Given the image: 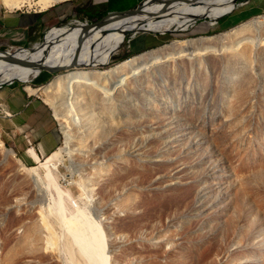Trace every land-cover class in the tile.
<instances>
[{"label": "rangeland", "instance_id": "rangeland-1", "mask_svg": "<svg viewBox=\"0 0 264 264\" xmlns=\"http://www.w3.org/2000/svg\"><path fill=\"white\" fill-rule=\"evenodd\" d=\"M68 1L52 7L68 8ZM138 1L115 0L111 6L135 9ZM243 1L186 32H129L107 65L42 72L0 87L28 92L69 73L106 72L96 85H76L73 112L80 121L70 143L57 119L59 100L70 102L67 89L52 98L41 91L34 96L52 109L62 131L53 153L64 161L55 171L59 185L73 198H64L66 216L72 219L81 209L103 226L111 264H264V0ZM68 11L56 26L65 27L51 40L64 41L83 26L74 20L92 23ZM199 39L211 49L197 57H147ZM246 47L251 54L244 58ZM135 68L136 77L130 74ZM1 123L0 117V264H72L67 255L88 264L70 246L58 208L50 209L49 200H59L56 189L39 191L23 166L40 165L26 154V141L18 140L21 153L14 149Z\"/></svg>", "mask_w": 264, "mask_h": 264}, {"label": "bare ground", "instance_id": "bare-ground-1", "mask_svg": "<svg viewBox=\"0 0 264 264\" xmlns=\"http://www.w3.org/2000/svg\"><path fill=\"white\" fill-rule=\"evenodd\" d=\"M62 1L65 0H0V5L9 11L22 10L24 8H37L39 11H44ZM239 1L240 0H150L144 6L143 12L136 16L122 19L111 16L109 22H107L111 23V25L106 29L89 28L86 30L83 26H80L76 28L74 33L69 34L68 39L64 41H60L59 37L54 40H49L42 45H35L33 50L21 49L10 51V53L17 59L31 61L36 64H41L44 67L67 65L70 64L75 57H78V63L81 67H86L80 68L79 70L94 66H103L107 65L118 53L124 44L122 36L129 32L133 31L137 35L147 34L148 32L162 35V33H158L159 30L174 33L186 32L196 26L197 22L202 19L207 20L214 14L226 13L229 9H234L236 6L238 7L245 4L239 3ZM225 16L226 14L223 15V17ZM255 23L254 24L257 26L258 22L256 21ZM190 24L193 25L187 29H180ZM71 41L73 42L71 43ZM140 41L141 40H139V42ZM134 42L135 40H131L128 43L133 45ZM205 46H207L206 39L182 43L178 42L169 47L168 50L171 52L167 53L165 50L163 56H159V54L163 52L162 50L160 52H150L147 57H151L152 61L157 62H167L169 59L175 58L174 53L181 57L185 55L197 57L199 54H202V52L207 53L211 49ZM248 48L249 47H246L242 50V56L244 58L251 54V50ZM8 56V53L0 52V85L5 83L12 84L15 81L24 83L30 81L32 78L39 77L38 75L41 72L37 68L11 63L7 59ZM142 57L143 56L138 59ZM138 71L139 70L135 68L130 74L136 77L137 73H140ZM29 76H31V78ZM105 76L106 72L78 71L60 77L55 84L47 86L42 90H34L31 87H28L27 90L33 95L41 91L46 95V98H52L64 88L67 89L70 102L63 103L57 99L59 100L57 119L61 121L67 141L70 143L72 141L71 134L74 132L73 126L77 124L76 119L80 121L73 112L76 109L73 99L76 93V85L82 83L86 85H96L97 82L95 80ZM130 77L131 76H126V79ZM59 153V151L52 153L48 157L42 159L35 150L30 149L28 156L40 165V169H28L26 166H23L24 170L33 177L40 192L46 194L48 190L52 188L56 189L59 200H55L54 205H52L53 201L48 199L49 206H51L50 209H53V206H55L60 211V223L63 230L65 229L67 234L70 235H68L69 241H71L70 246L78 247L82 257L88 264H111L108 255L106 233L103 226L98 222L93 223V221L89 219L88 213L81 209L79 210V214L73 216L72 219H68L66 216L67 207L65 206L64 198L66 196L71 198V200L73 198L70 193L67 194L61 189L55 173V171L59 169V166L64 163L59 157ZM40 170L45 174L48 184L44 181ZM51 198L53 197L51 196ZM83 217L88 218L87 228L83 226V221L81 223ZM52 230L53 229H51V233L53 232ZM28 236L29 233H27L26 237ZM67 256V259L72 264H76L73 262L74 259L69 255Z\"/></svg>", "mask_w": 264, "mask_h": 264}, {"label": "crops", "instance_id": "crops-1", "mask_svg": "<svg viewBox=\"0 0 264 264\" xmlns=\"http://www.w3.org/2000/svg\"><path fill=\"white\" fill-rule=\"evenodd\" d=\"M114 2L115 0H70L67 5L68 8L75 9L77 14L86 16L91 22L92 18L103 13L101 6L105 3L106 15L109 12L128 10L114 9L111 6ZM259 7L264 10V2L259 4ZM68 8L60 4L41 12H6L0 9V47L41 45L43 33L48 28L55 27L48 31L45 42L51 40L65 27L56 26L67 17ZM79 19L82 20V17ZM0 104L13 115L11 118H4L0 113L2 127L9 139L15 141L13 147L18 153L24 149L19 139L26 141L28 146L29 140L40 151L42 150L44 155L58 149L62 131L58 128L52 109L40 97L30 94L25 89L6 87L0 91Z\"/></svg>", "mask_w": 264, "mask_h": 264}, {"label": "water", "instance_id": "water-1", "mask_svg": "<svg viewBox=\"0 0 264 264\" xmlns=\"http://www.w3.org/2000/svg\"><path fill=\"white\" fill-rule=\"evenodd\" d=\"M149 1L150 0H142L135 9H128V10L118 11V12H109L105 17H103L102 19H100V20H98L96 22H92V23L75 22V24L83 25V27L86 30L89 29V28H91V29L99 28V27L105 25L107 22H109L111 16H114L117 19H122V18H130V17L136 16V15L142 13L144 6ZM240 3H245L246 4L247 1H243V2H240ZM168 33H170V32H168ZM47 34L44 36V41H43V43H41V45L44 44L45 39L47 37ZM33 48L19 47L16 50H21V49L33 50ZM10 51L11 50L6 51V50L0 49V52L9 54V56L7 57L9 62L18 63L20 65L37 68L41 73L42 72H47L49 74L56 75V74H59V73L71 72V71H74L75 69L86 68V67H81L80 66V64L78 63V57H75L73 59V61L70 64H67V65H61V66H56V67H44L41 64H36L34 62H31V61L17 59L13 54L10 53ZM5 84H7V83H5ZM5 84H3V85H5ZM3 85H0V87L3 86Z\"/></svg>", "mask_w": 264, "mask_h": 264}, {"label": "built area", "instance_id": "built-area-1", "mask_svg": "<svg viewBox=\"0 0 264 264\" xmlns=\"http://www.w3.org/2000/svg\"><path fill=\"white\" fill-rule=\"evenodd\" d=\"M86 23H88V22L86 21ZM0 113L3 115L4 118H11V117H13L12 113H10L2 104H0ZM28 142H29V148L26 151L27 154L30 151V149H33V150H35L38 153V155L42 159H44L45 156H47V155H44L40 151V149L38 147H36L33 143H31L29 140H28ZM73 204L75 205V202Z\"/></svg>", "mask_w": 264, "mask_h": 264}, {"label": "trees", "instance_id": "trees-1", "mask_svg": "<svg viewBox=\"0 0 264 264\" xmlns=\"http://www.w3.org/2000/svg\"><path fill=\"white\" fill-rule=\"evenodd\" d=\"M105 6H106V3H105V5L102 4L101 7H103V13H102L101 15H98V16L92 18V19H91V22H96V21L102 19V18L106 15L107 12H106V11L104 12V10H105V9H104Z\"/></svg>", "mask_w": 264, "mask_h": 264}, {"label": "flooded vegetation", "instance_id": "flooded-vegetation-1", "mask_svg": "<svg viewBox=\"0 0 264 264\" xmlns=\"http://www.w3.org/2000/svg\"><path fill=\"white\" fill-rule=\"evenodd\" d=\"M135 1H136V0H135ZM99 29H100V27H99ZM99 29H98V30H99Z\"/></svg>", "mask_w": 264, "mask_h": 264}]
</instances>
